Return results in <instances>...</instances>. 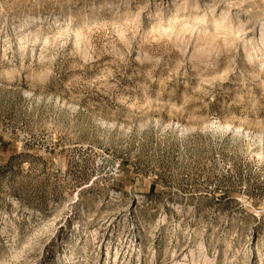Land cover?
Returning a JSON list of instances; mask_svg holds the SVG:
<instances>
[{
  "label": "rangeland",
  "instance_id": "1",
  "mask_svg": "<svg viewBox=\"0 0 264 264\" xmlns=\"http://www.w3.org/2000/svg\"><path fill=\"white\" fill-rule=\"evenodd\" d=\"M264 0H0V264H264Z\"/></svg>",
  "mask_w": 264,
  "mask_h": 264
},
{
  "label": "bare ground",
  "instance_id": "2",
  "mask_svg": "<svg viewBox=\"0 0 264 264\" xmlns=\"http://www.w3.org/2000/svg\"><path fill=\"white\" fill-rule=\"evenodd\" d=\"M262 35H263V37L261 39H264V29H263V34Z\"/></svg>",
  "mask_w": 264,
  "mask_h": 264
}]
</instances>
